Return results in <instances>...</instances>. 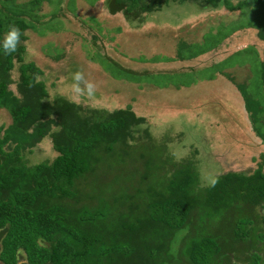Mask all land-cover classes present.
I'll return each mask as SVG.
<instances>
[{"label":"trees","instance_id":"obj_1","mask_svg":"<svg viewBox=\"0 0 264 264\" xmlns=\"http://www.w3.org/2000/svg\"><path fill=\"white\" fill-rule=\"evenodd\" d=\"M41 1L0 0V45L10 25L22 32L15 53L5 56L0 47V109L9 116L0 124V264H261L264 152L251 171H223L215 187L201 185L197 149L176 160L164 135L157 141L148 128L138 130L145 119L129 105L107 110L61 94L49 98L42 70L23 56L26 15L32 16L25 8ZM184 2L227 11L264 6V0H104L108 12L131 17ZM228 33L216 26L211 47ZM257 36L264 41V27ZM188 44L177 43L178 60L207 50H185ZM261 54L249 91V64L242 80L223 68L227 56L205 69L213 68L207 79L220 74L234 85L249 128L264 143V45ZM43 138L56 154L27 162L25 153Z\"/></svg>","mask_w":264,"mask_h":264},{"label":"rangeland","instance_id":"obj_2","mask_svg":"<svg viewBox=\"0 0 264 264\" xmlns=\"http://www.w3.org/2000/svg\"><path fill=\"white\" fill-rule=\"evenodd\" d=\"M25 10L33 17L26 15L31 24L24 31V60L42 70L39 78L49 98L61 94L68 99L72 74L82 71L97 89L77 103L107 110L129 105L145 119L138 130L148 128L157 141L164 135L176 160L191 147L197 149L201 185H208V175L255 167L264 143L249 128L240 94L220 74L207 79L213 68H205L227 56L223 68L242 80L250 75L249 64L254 75L246 91L252 89L258 82L256 55L262 57L264 45L257 36L258 27H264V6L227 11L222 6L199 9L191 2L168 3L131 17L108 12L104 0H42L39 7ZM219 25L229 33L212 48L211 35ZM180 41L189 43L185 50L198 45L207 50L178 60ZM10 75L16 78L15 68ZM9 87L14 89L13 84ZM8 121L6 110L0 109V124ZM260 130L264 133V127ZM55 154L43 138L25 158L34 163ZM257 212L264 213V208Z\"/></svg>","mask_w":264,"mask_h":264},{"label":"clouds","instance_id":"obj_3","mask_svg":"<svg viewBox=\"0 0 264 264\" xmlns=\"http://www.w3.org/2000/svg\"><path fill=\"white\" fill-rule=\"evenodd\" d=\"M22 32L18 26L10 25L2 41L3 54L5 56L12 55L17 51L21 44ZM72 83L70 85L69 102H77L82 97H92L95 95L97 85L87 79L82 71H76L72 74ZM207 184L209 187H215L218 183V178L212 175L207 176Z\"/></svg>","mask_w":264,"mask_h":264},{"label":"flooded vegetation","instance_id":"obj_4","mask_svg":"<svg viewBox=\"0 0 264 264\" xmlns=\"http://www.w3.org/2000/svg\"><path fill=\"white\" fill-rule=\"evenodd\" d=\"M258 209H261V208H258ZM264 263V254H263V261H262V263L261 264H263Z\"/></svg>","mask_w":264,"mask_h":264}]
</instances>
